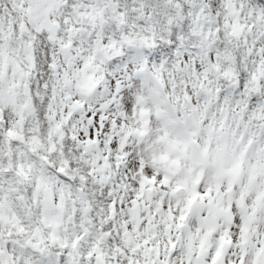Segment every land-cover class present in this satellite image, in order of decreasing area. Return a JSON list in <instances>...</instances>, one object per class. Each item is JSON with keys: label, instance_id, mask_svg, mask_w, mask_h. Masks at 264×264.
<instances>
[{"label": "snow or ice", "instance_id": "obj_1", "mask_svg": "<svg viewBox=\"0 0 264 264\" xmlns=\"http://www.w3.org/2000/svg\"><path fill=\"white\" fill-rule=\"evenodd\" d=\"M0 264H264V0H0Z\"/></svg>", "mask_w": 264, "mask_h": 264}]
</instances>
